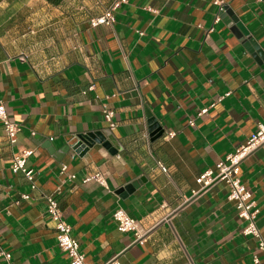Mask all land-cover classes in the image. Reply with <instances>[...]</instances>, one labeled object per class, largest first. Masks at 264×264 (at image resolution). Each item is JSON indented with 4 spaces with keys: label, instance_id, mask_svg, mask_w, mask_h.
<instances>
[{
    "label": "crops",
    "instance_id": "obj_1",
    "mask_svg": "<svg viewBox=\"0 0 264 264\" xmlns=\"http://www.w3.org/2000/svg\"><path fill=\"white\" fill-rule=\"evenodd\" d=\"M116 1L112 25H89ZM0 101L19 124L11 143L0 122V248L10 253L0 264H69L45 191L89 263L253 264L257 254L264 264L225 183L193 194L197 176L264 123V0H0ZM86 132L112 151L62 150ZM24 148L34 151L35 190L9 169ZM95 173L102 182L82 181ZM240 178L264 236V143L241 161ZM118 207L146 230L142 242L117 229Z\"/></svg>",
    "mask_w": 264,
    "mask_h": 264
},
{
    "label": "built area",
    "instance_id": "obj_2",
    "mask_svg": "<svg viewBox=\"0 0 264 264\" xmlns=\"http://www.w3.org/2000/svg\"><path fill=\"white\" fill-rule=\"evenodd\" d=\"M219 5V11L223 10L222 2L216 1ZM119 5L116 1L110 8L106 9L101 15L92 17L89 21L91 27L101 24L112 25L115 22L114 10ZM215 20H219L217 15ZM206 109L202 110V112ZM105 119L109 122V128H114L116 123L113 121V112L106 110L104 112ZM0 122L4 128L6 135L11 143L16 141V134L19 130V124L11 121L6 112L3 102L0 101ZM191 125L193 123L191 122ZM264 143V123H258L257 128L252 132L245 142L236 147V149L228 153L222 160H219L214 168H209L199 174L196 178L198 189L193 190V194L199 193L202 190L218 183L223 182L228 187L227 199L232 201L238 216L245 221L242 233L247 236L256 238L257 248L264 251V236L256 225V218L259 213L256 200L253 192L245 186L240 178L241 161L250 155L260 144ZM33 149L24 148L13 156L9 163V169L12 173H20L28 181L30 188L35 190L37 184L35 182V170L27 164L28 158L33 154ZM163 172L167 168L157 162ZM61 173H67V166L61 165ZM69 178H75V174L68 172ZM90 179H97L102 182V178L98 173L85 176L82 181L86 182ZM22 199H30L28 193L21 194ZM43 198L46 201V212L49 219L53 222L56 230L57 246L65 253L69 260V264H120L117 259H112L103 263H89L85 260V255L80 249L78 240L72 235L71 226L65 221L63 212L60 208L58 200L50 191L43 193ZM112 218L116 223L117 229L120 232H133L135 240L142 242L146 235V230L142 229L138 220L129 216L121 207L116 208L112 213ZM0 257H4L7 261L10 259V253L0 248ZM253 264H263L257 254L252 256Z\"/></svg>",
    "mask_w": 264,
    "mask_h": 264
},
{
    "label": "water",
    "instance_id": "obj_3",
    "mask_svg": "<svg viewBox=\"0 0 264 264\" xmlns=\"http://www.w3.org/2000/svg\"><path fill=\"white\" fill-rule=\"evenodd\" d=\"M223 12L226 16H228L230 21H232L234 27L233 29L237 31V34H247V30L229 7L225 6ZM149 129L150 135L153 137H158L163 132L162 128L158 129L157 124H155L154 122H151L149 124ZM67 142L68 143L65 145V148H62V150H68L71 147L72 150H74L77 154L85 153L96 142L100 143L102 146L112 151V141L110 139L108 140L106 136L98 133L86 132L82 134L71 135L69 136ZM51 150L53 152L55 151L53 148H51Z\"/></svg>",
    "mask_w": 264,
    "mask_h": 264
},
{
    "label": "trees",
    "instance_id": "obj_4",
    "mask_svg": "<svg viewBox=\"0 0 264 264\" xmlns=\"http://www.w3.org/2000/svg\"><path fill=\"white\" fill-rule=\"evenodd\" d=\"M49 1L52 2V3H58L61 0H49Z\"/></svg>",
    "mask_w": 264,
    "mask_h": 264
}]
</instances>
